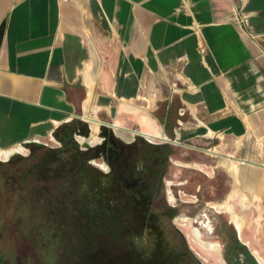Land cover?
I'll use <instances>...</instances> for the list:
<instances>
[{
  "label": "crops",
  "instance_id": "0c3cea01",
  "mask_svg": "<svg viewBox=\"0 0 264 264\" xmlns=\"http://www.w3.org/2000/svg\"><path fill=\"white\" fill-rule=\"evenodd\" d=\"M81 111L215 156L230 194L264 199V0H0V149Z\"/></svg>",
  "mask_w": 264,
  "mask_h": 264
},
{
  "label": "rangeland",
  "instance_id": "374dc122",
  "mask_svg": "<svg viewBox=\"0 0 264 264\" xmlns=\"http://www.w3.org/2000/svg\"><path fill=\"white\" fill-rule=\"evenodd\" d=\"M178 107L174 104L173 109ZM80 116L89 122L81 120L85 125L81 123L72 136L61 133L30 142L23 145L25 153L0 159V264H106L112 257H126L129 264H215L218 255L189 238L191 220L179 224L181 218H201L202 212L213 219L215 233L209 234L204 223L194 225L203 232V241L218 244L224 257V228L226 233L238 235L225 208L217 209L225 211L217 214L207 205L222 203L233 188L227 163L184 144H169L166 139L135 134L127 141L105 126L124 144L142 138L153 145L171 146L162 186L158 176L141 172L135 177L143 186L128 189L111 173L105 157L88 159L82 153L102 144L101 124L109 123L89 111H81ZM94 122L98 140L85 148L82 140L89 138ZM33 145L40 147L34 153ZM144 165L140 164L141 171ZM128 171H135L134 163ZM194 196L199 199L196 203ZM230 203L243 222L240 242L247 244L250 253L255 250L264 258V199L246 187ZM20 222L24 239L17 231ZM235 257L232 264L257 262L256 256L253 262L249 257Z\"/></svg>",
  "mask_w": 264,
  "mask_h": 264
},
{
  "label": "trees",
  "instance_id": "16d2710c",
  "mask_svg": "<svg viewBox=\"0 0 264 264\" xmlns=\"http://www.w3.org/2000/svg\"><path fill=\"white\" fill-rule=\"evenodd\" d=\"M82 125L84 124L82 123ZM80 126L81 123L75 122L68 127L64 134L67 135L69 133L68 136H66L68 138L69 136H72L73 133L79 131ZM101 134L104 136L102 144L89 148L86 151H82L83 154L88 155V159L105 157L111 167V173H114L122 182L123 175L129 172L128 170L130 169V165L134 163L135 171L138 173H147L148 176L149 174L158 176L160 179L158 185L162 186V176L164 174L163 170L166 169L167 160L172 152L170 145H153L146 142L142 138H138L132 144H124L118 138L114 137L105 127H102ZM64 144H66V142H63V147L66 146ZM32 148V153H34L35 149H39L40 147L33 145ZM145 149L146 152H142V150ZM12 163L13 162L11 161L10 164ZM139 163L145 164L142 171L138 170ZM161 190V187H159L158 191L161 192ZM152 192L154 193L155 191ZM247 255H249L248 252ZM250 259L253 260L252 258ZM135 260L140 261L141 259L137 258ZM198 263L200 262L198 261ZM106 264H129V262H127L126 257H120L117 259L112 257L106 262Z\"/></svg>",
  "mask_w": 264,
  "mask_h": 264
},
{
  "label": "bare ground",
  "instance_id": "6f19581e",
  "mask_svg": "<svg viewBox=\"0 0 264 264\" xmlns=\"http://www.w3.org/2000/svg\"><path fill=\"white\" fill-rule=\"evenodd\" d=\"M97 123L94 122L92 123L91 127H92V135L89 137V138H84L82 140V142L84 143H89V144H93L95 142H97V137H98V126L96 125ZM115 131L117 133V135L121 138H123L124 140H131V138H133V136L135 135V132L133 131H128L127 129H125L124 127H121V126H116L115 127ZM147 137L148 138H161V139H166L165 135L162 133V132H159L155 135H148L147 134ZM25 148H23L22 146H18V147H15L11 150H2L0 149V159L2 160H8L9 157L14 153V152H18V153H25ZM228 167V170L231 172V173H236V168H234L233 165H227ZM102 168H105L103 165H101ZM171 185V184H170ZM234 186V185H233ZM235 188V187H233ZM236 189V188H235ZM233 190V189H232ZM170 196V201L171 202H174L175 201V197L172 193L169 194ZM235 196V193L232 192L228 198L229 199H232L233 197ZM259 197V196H258ZM248 199V198H247ZM226 202V201H225ZM258 206V205H257ZM213 208L215 209H223L225 208L227 210L228 213L231 214V219H232V222L234 223V225L236 226L238 232L240 235H242V225H243V222L241 221V219L233 212V210L231 209V207L228 205V203H215L212 205ZM261 210V209H260ZM259 210V211H260ZM179 224L181 226H184L186 225L189 220L186 219V218H181L179 219ZM185 223V224H184ZM189 238L191 239V241L194 243V245L196 244H200L199 247H203V248H208V249H211L212 251H216V252H220V249H219V246L217 243H212V242H205L202 240L199 232L197 231L196 228L194 227H191L190 229V234H189ZM190 242V241H189ZM205 250V249H204ZM253 251V254L256 256V258L262 263L264 264V258L255 250H252ZM217 254V253H216ZM221 260V263L218 261L217 263L215 264H225L223 259H219ZM206 261V260H205Z\"/></svg>",
  "mask_w": 264,
  "mask_h": 264
},
{
  "label": "flooded vegetation",
  "instance_id": "af4514ba",
  "mask_svg": "<svg viewBox=\"0 0 264 264\" xmlns=\"http://www.w3.org/2000/svg\"><path fill=\"white\" fill-rule=\"evenodd\" d=\"M138 170H140V163L138 164ZM139 174L137 171H133V172H130V173H125L123 175V182L126 184V187L129 189V188H141L143 186V183L141 181H139L138 179H136V175ZM198 192H201V188L198 189ZM195 199L197 200H194L193 202L196 203L199 201L198 199V196H194ZM222 202H224V200H222ZM209 206L210 208H212L213 210H216L215 213L217 214H222L223 212L225 211H218L217 209L213 208L212 205H207ZM227 212V211H226ZM228 213V212H227ZM201 218L198 217L199 219H203L202 222H200V220H198V218H196V220H193V219H189V221L191 220V227H194L196 229H198L199 233H200V236L202 238V240L204 239V234L203 232L201 231L200 227L198 226H195L194 224L196 225H201L203 226L202 223H204V227L206 228V231L210 234L211 233H215L214 231V221L213 219H210L207 217L206 213L202 212L201 214ZM213 221V222H212ZM22 222V221H21ZM18 223V228H17V231L20 232L22 234V238L24 239V230H23V227L22 224ZM230 224H232L237 232V235H238V238L235 234L234 231H231L230 233H226V227L224 228V233L221 234V239H222V243H223V246H224V257L222 256V249L220 248V254L219 252H216L214 251L215 253H217L218 255V261L221 263V260H219L220 258L224 260H226L228 263L232 264L233 261L237 258L235 256H243L245 258L249 257V258H252V262L254 261V257L255 255H253V253H250L247 249V244L244 243V242H240L241 240V237H240V234L236 228V226L234 225V223L232 222V219L230 218ZM226 233V234H225ZM220 236V234L218 235ZM205 241V240H204ZM205 242H212V241H205ZM212 243H216V242H212ZM247 252L249 253V255H247ZM254 256V257H253ZM256 258V257H255ZM257 264H262L257 258ZM225 263V262H224ZM254 263V264H256Z\"/></svg>",
  "mask_w": 264,
  "mask_h": 264
},
{
  "label": "water",
  "instance_id": "95a60500",
  "mask_svg": "<svg viewBox=\"0 0 264 264\" xmlns=\"http://www.w3.org/2000/svg\"><path fill=\"white\" fill-rule=\"evenodd\" d=\"M103 125H105V124H103ZM106 126H110V125H106ZM84 147L85 148L89 147V143H84Z\"/></svg>",
  "mask_w": 264,
  "mask_h": 264
},
{
  "label": "built area",
  "instance_id": "2783aa9c",
  "mask_svg": "<svg viewBox=\"0 0 264 264\" xmlns=\"http://www.w3.org/2000/svg\"><path fill=\"white\" fill-rule=\"evenodd\" d=\"M63 2L65 3H68V2H71V1H74V0H62Z\"/></svg>",
  "mask_w": 264,
  "mask_h": 264
}]
</instances>
